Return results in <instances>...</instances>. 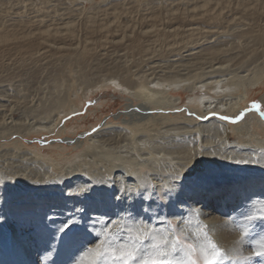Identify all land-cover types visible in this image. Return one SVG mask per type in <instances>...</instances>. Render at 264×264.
Returning <instances> with one entry per match:
<instances>
[{
  "label": "bare ground",
  "instance_id": "bare-ground-1",
  "mask_svg": "<svg viewBox=\"0 0 264 264\" xmlns=\"http://www.w3.org/2000/svg\"><path fill=\"white\" fill-rule=\"evenodd\" d=\"M10 1L0 0V240L31 254L36 223L44 244L26 264H112L106 242L142 220L193 245L207 235L217 264H264V117L220 119L264 87V0H84L96 7L67 4L62 22L16 6L7 21ZM111 84L127 94L124 118L56 144L79 150L71 161L25 144ZM183 94L186 110L171 114ZM191 168L211 179L173 190Z\"/></svg>",
  "mask_w": 264,
  "mask_h": 264
},
{
  "label": "rangeland",
  "instance_id": "rangeland-1",
  "mask_svg": "<svg viewBox=\"0 0 264 264\" xmlns=\"http://www.w3.org/2000/svg\"><path fill=\"white\" fill-rule=\"evenodd\" d=\"M12 1H10L11 5H10V3L6 4L8 9H7V12L4 13V15L8 14L7 15V19L5 18V20H7V21H8V16L10 18V16L13 13H15V15H16L17 13H19L20 11L25 9L24 11H22L20 13H23V15H24V17L26 19L30 18V16L34 17L35 14H37V12L41 10V11H44V14L45 13L47 14L46 11L51 13V14L48 13L49 15H45V16L49 17V19L50 18L52 19V20L50 19L49 21H51V22H54V21L62 22L61 19H60L62 13H67V11L72 10V9L73 10H77V8H79V7L80 8L82 7L81 10H89V9L91 10V8L93 9V8L96 7V5L93 4L94 5L93 6L92 4H90V2L89 3L87 1L84 2V0H81L80 2L77 1L76 3L79 4L78 6H76V3H72L71 0L70 1L69 0H25L26 2L25 1L22 2V0H12ZM100 1H102V0H96L95 3H98ZM114 1L118 2L119 0H110V1L106 0L104 2V4H102V5H103V7L105 6L106 8L108 7L107 9H109L110 6H112V4L114 3ZM121 1L118 2V3H123V1H126V0H121ZM156 1L157 0H155V2ZM158 1H161V0H158ZM169 1L165 2L166 5H167V3ZM24 2L26 3L25 5H27L26 7H24ZM108 2H112V3L108 4ZM127 2H128V0H127ZM29 3H31V6H30ZM22 4H23V6H22ZM42 4L45 7L46 6L47 7L46 8H42V7H44ZM67 4L70 5V6H68ZM15 6L20 11H18V9L15 10V8H16ZM67 6L69 8L71 7L72 9H68ZM83 6L85 7V9H84ZM9 7L14 8V9H11V8L9 9ZM31 7L32 8L34 7L35 9L33 8L34 9L33 10ZM48 8H50V9H48ZM53 9L54 10L57 9V11L56 10L54 11ZM77 14H78V18L77 19H79V17H81L80 16L81 14L80 15H79V13H77ZM50 15H51V17H50ZM80 22L81 21L79 20V23ZM39 82H41V81H39ZM39 82H38V84L36 86L39 85ZM24 85L25 86H22V89H24V87H26L25 83H24ZM28 86H29L28 88L33 87V83L28 84ZM108 88L107 89L106 88H102L101 90L100 89L99 90H95L96 92H94L93 95L88 97V100H87V98H86V100L83 99L82 100V104H81V108L79 110L80 112L78 111V112L70 113V114L64 116L62 118L61 122L58 124V128H56L55 131H53V132H50V131H48V132L46 131L45 132V131H43L44 133L41 132V133L37 134V136H36V134H32V138H30V140L36 138V139H38V142L34 140V141H31L32 143L29 142V143H25V144L29 145V148H32L33 145H36V144L38 145L39 144L38 145L39 148H41V149L44 148L43 149L44 150L43 154L45 153V154L51 155L53 153L54 155L52 154V156L53 157L55 156V158H58L57 160H60V158H61V159H68L69 161H71V159H73V156H75L78 153L79 150H76L74 146H68L67 148H65L64 151H59L56 148V146H55L56 144L57 145H60V144L62 145L63 144L62 140H68L69 138L80 139V138L83 137V140H84V139L94 135L99 129H101L102 125H104L106 123H110V122L116 123V119H115L116 117L122 116V118H124L123 116H124L125 112L127 111V108H128L127 106L130 103L128 101V97L126 96L127 94L126 93H122L121 90L116 88V87H114V89L117 90V91L113 90V85L112 84ZM29 91L32 93V95H34V93H35L34 91H32L31 89ZM118 91H119V93H118ZM5 92H6L4 94L5 96H3V97L6 100H7L8 96L14 95V93H9L8 91H5ZM263 95H264V87H262L261 89L256 90V91L252 90V92H250V98L248 100V104L245 106V109L243 110L242 113L244 115L250 114V113H259V112H256V111L252 110V105L253 104L260 105L261 106V111H264V104L261 101V97ZM188 98L189 97L186 94H183L182 95L183 103L180 105L181 107L179 109H176L175 111H173L171 114H179V113L181 114V113H183L186 110L185 107H187L186 105L188 104V101H189ZM177 111H178V113H177ZM159 113H161V112H159ZM166 113H168V112H166ZM187 114H189V113H187ZM190 115L191 114H189L188 116H190ZM14 118L17 119L18 118V114H14ZM207 118H209V117H206V119ZM200 120H204V119L201 118ZM65 125L67 127L66 128V132L59 134L60 129H62ZM15 139H17V136H12L11 137V140H15ZM4 143H6L5 140H0V144H4ZM53 144H54V146H53ZM71 144H74V142H72ZM60 154H62L61 155L62 157L60 156ZM64 154H66V155H64ZM56 155L60 156V157H57ZM62 162H65V161H62ZM16 220L17 219L15 218V220L13 222H11V225H13L14 227H16ZM35 224L31 223L30 225H28L26 227V228L30 229V231H32L34 233L33 235L30 236L31 238L27 239V242H26V243H31V244L30 245H27V244L25 245V247L28 246V249L30 251H32V252H30L31 254H23V252H20L19 256H16L17 254H15V252H14V245L12 243V238L11 237L9 239L2 238L0 240V250H1V253H0V264H26L25 260L26 259H30L31 255L33 253H35L36 251H39L42 248V246L44 244L43 240L41 239L43 233L41 231L36 230V228L33 227V226H35ZM72 233H73V231L69 230L67 232V234H65V241H64L63 245H66V243L69 242V239L72 236ZM21 235L23 236L24 234L21 233ZM47 253L48 252H45L43 255H47ZM198 261H200V260H198ZM72 264H78V263L77 262H73Z\"/></svg>",
  "mask_w": 264,
  "mask_h": 264
},
{
  "label": "snow or ice",
  "instance_id": "snow-or-ice-1",
  "mask_svg": "<svg viewBox=\"0 0 264 264\" xmlns=\"http://www.w3.org/2000/svg\"><path fill=\"white\" fill-rule=\"evenodd\" d=\"M252 110L264 117V111H261L260 105L253 104ZM243 118V113L238 117H220L232 123H237ZM210 179L208 174L197 173L191 168L180 177V182L173 185V190L202 187ZM173 190L166 194L171 196ZM3 219L0 216V220ZM65 234H67L66 231ZM106 243L111 249L112 264H201L200 261L194 259L197 251L202 254V264H217L223 257L222 251L208 239L207 235L193 245L182 233L177 232L171 226L168 229L150 228L142 220L136 221L133 227L127 229L122 240L113 237ZM258 254L264 255V252Z\"/></svg>",
  "mask_w": 264,
  "mask_h": 264
}]
</instances>
